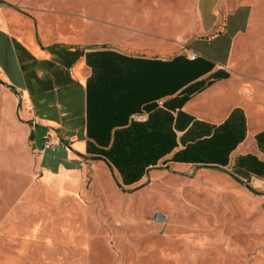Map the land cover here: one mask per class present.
<instances>
[{
  "label": "crops",
  "instance_id": "obj_1",
  "mask_svg": "<svg viewBox=\"0 0 264 264\" xmlns=\"http://www.w3.org/2000/svg\"><path fill=\"white\" fill-rule=\"evenodd\" d=\"M256 2L104 0L103 8H167V27L183 30L160 36L154 54L79 43L76 22H64L70 8H30L34 16L20 28L17 3L0 4V26L19 42L13 52L25 54L24 80L7 83L21 93L19 108L0 82L2 124L13 127L17 118L31 141L40 127L44 140L59 137L77 149L62 147L60 155L100 159L128 174L166 164L226 170L259 192L248 190L264 212V64L251 75L247 63L246 81L239 69ZM138 113L146 119L134 121ZM139 155L140 164H128ZM136 178L130 185L142 181Z\"/></svg>",
  "mask_w": 264,
  "mask_h": 264
},
{
  "label": "rangeland",
  "instance_id": "obj_2",
  "mask_svg": "<svg viewBox=\"0 0 264 264\" xmlns=\"http://www.w3.org/2000/svg\"><path fill=\"white\" fill-rule=\"evenodd\" d=\"M14 1L20 28L34 16L30 8H70L64 22H76L79 43L128 52L157 53L160 36L183 30L167 27V8H103L104 0ZM15 2L0 0L5 6ZM256 6L250 43L241 52L244 81L247 63L251 75L263 72L264 0ZM11 33L0 26V82L19 108L21 93L7 83L24 80L18 63L24 64L25 54L13 52L12 42H19ZM34 133L32 142L17 118L10 127L0 117V264H264L263 202L231 172L166 164L128 174L100 159L60 155L62 147L77 149L59 137L43 149L44 130ZM36 148L44 155L42 168ZM134 176L142 181L130 185Z\"/></svg>",
  "mask_w": 264,
  "mask_h": 264
},
{
  "label": "built area",
  "instance_id": "obj_3",
  "mask_svg": "<svg viewBox=\"0 0 264 264\" xmlns=\"http://www.w3.org/2000/svg\"><path fill=\"white\" fill-rule=\"evenodd\" d=\"M197 57V54L196 53H192L190 55V58L193 60ZM132 119L134 121H144L146 118H145V114L143 113H138V114H134L132 116ZM56 145V140L52 139V138H47L45 139L44 141V146H43V149H49V148H52Z\"/></svg>",
  "mask_w": 264,
  "mask_h": 264
},
{
  "label": "trees",
  "instance_id": "obj_4",
  "mask_svg": "<svg viewBox=\"0 0 264 264\" xmlns=\"http://www.w3.org/2000/svg\"><path fill=\"white\" fill-rule=\"evenodd\" d=\"M31 138V136H30ZM225 172H227L226 170H223ZM237 181H239L240 183L246 185L252 192H254L255 194H259V192L257 190H255L254 188H252L248 183L242 181V180H239L238 178H235Z\"/></svg>",
  "mask_w": 264,
  "mask_h": 264
},
{
  "label": "water",
  "instance_id": "obj_5",
  "mask_svg": "<svg viewBox=\"0 0 264 264\" xmlns=\"http://www.w3.org/2000/svg\"><path fill=\"white\" fill-rule=\"evenodd\" d=\"M155 219H156V220H161V219H163V217H162L161 215H159V214H156V215H155Z\"/></svg>",
  "mask_w": 264,
  "mask_h": 264
}]
</instances>
